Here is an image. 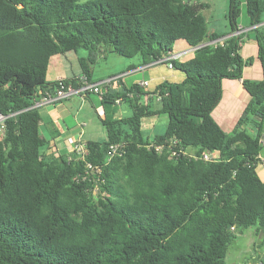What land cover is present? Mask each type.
<instances>
[{
	"label": "trees",
	"instance_id": "obj_1",
	"mask_svg": "<svg viewBox=\"0 0 264 264\" xmlns=\"http://www.w3.org/2000/svg\"><path fill=\"white\" fill-rule=\"evenodd\" d=\"M244 2L261 79L242 77L253 57L239 52L240 1L229 0L223 42L173 61L184 78L155 87L159 108L140 103L147 92L131 85V115L101 118L106 137L83 141L82 159L73 150L46 154L41 117L29 108L38 91L57 86L45 79L50 57L87 50L80 65L88 78L100 48L139 56L145 65L177 41L198 46L221 38L208 30L201 11L206 4L0 0V113L16 112L0 134V264H225L244 230L253 228L264 243V180L256 172L264 142V32L258 27L264 0ZM224 78L242 79L249 95L229 132L211 114ZM154 113L165 114L167 124L151 142L174 140L176 150L190 149L196 158L146 148L150 140L142 137L140 119ZM118 142L125 143L124 152L108 160V146ZM204 151L213 160L197 157ZM87 162L101 167L96 195L95 183L81 177ZM247 264H264V258Z\"/></svg>",
	"mask_w": 264,
	"mask_h": 264
},
{
	"label": "crops",
	"instance_id": "obj_2",
	"mask_svg": "<svg viewBox=\"0 0 264 264\" xmlns=\"http://www.w3.org/2000/svg\"><path fill=\"white\" fill-rule=\"evenodd\" d=\"M238 27L249 28L240 24H238ZM258 27L264 32V21L261 22ZM250 32H253V30L243 32L244 39L246 38L249 40L246 45L244 42L241 43L239 52L241 53L245 47L247 51L245 55L253 57V64L250 66L253 70L248 69L245 71L246 67L243 70L242 77L258 80L262 78V66L260 60L256 56L257 47L254 39L255 35L249 37ZM180 43H182L183 48L187 46L184 41H180ZM79 50L72 51L75 54H70V51L51 56L46 71V81L53 82L58 79H73L84 74L80 65V59L86 58L88 56V51L83 49L84 52L79 53ZM112 55L113 54L107 53L104 49L100 48L95 55V62L90 64L91 72L89 78L92 81H100L109 76H120L108 87L102 88L107 98L105 103H102L97 94L91 92L84 98L73 96L56 104L42 105L37 108L41 117L39 123L40 135L46 142L44 146L46 154L50 151L54 155L69 154L72 148L68 143V138L76 140L81 139L84 142L88 140L99 141L100 139L98 138L102 135L103 130L94 120L95 114L98 116L99 120L105 118L107 115L110 116L111 113H113V117H122L120 111L117 113L115 111L117 108L122 107L121 103L127 101L131 96V94L127 92V89L131 85L137 84L140 80H147V87L141 89L149 94L154 91L157 85L167 80V73L159 67L164 64L145 67L139 56L135 59H119ZM190 56L191 55H188L185 58ZM242 57L245 58L246 56L243 55ZM111 59L114 60L113 65L101 72L97 70L101 62H107ZM170 69L175 70L173 68ZM241 82L242 79L222 80V97L211 113L214 120L225 132H229L233 129L237 118L249 100V95L243 88ZM151 83H153L154 88L150 87ZM93 95H95V97H93ZM153 102L158 103L155 99L152 100L151 95H149V97L146 95L140 96V103L144 105L151 106ZM151 141L152 140H150V142ZM256 172L259 177L262 175L263 177L260 178L264 180V142L259 152V162L256 165Z\"/></svg>",
	"mask_w": 264,
	"mask_h": 264
},
{
	"label": "rangeland",
	"instance_id": "obj_3",
	"mask_svg": "<svg viewBox=\"0 0 264 264\" xmlns=\"http://www.w3.org/2000/svg\"><path fill=\"white\" fill-rule=\"evenodd\" d=\"M184 1L190 2V3L206 4L205 7L201 11H202V14L206 18L207 27L210 32L214 31L220 34L221 37H224V34L229 31L228 20L226 18L229 0H184ZM239 1H240V12L241 13L238 18V24L243 25L245 27V26H248V23H249L246 10H245V2L244 0H239ZM254 35L255 34L253 32L249 33V37H252ZM248 40L249 39H246V38L244 39L243 42L245 45L248 44ZM182 48H183V45L182 43H180V41H177L173 44V49L175 51L180 50ZM78 52L81 53V52H84V50L80 49ZM246 52L247 51L244 47L240 54H242V56L243 55L246 56L245 58H247L248 55H245ZM70 54H75V53L71 51ZM110 54H113V53H110ZM112 56H114L115 58H119V59H125V57H121L115 54H113ZM131 58L135 59L137 58V56L131 57ZM113 64H114V60L112 59L107 62L105 61L101 62L97 70L101 72L102 70L107 69ZM252 64H253V61L252 63L245 65L243 67V70L246 67L247 68L245 69V71L248 69L253 70L251 69L252 67H250ZM159 67H161L165 71V73H167L168 81L181 82L184 78L183 74L178 70H172L166 67L165 65H160ZM243 70H242V74H243ZM150 87L154 88L153 83H151ZM93 97H95V95H93ZM121 105L122 107L117 108L115 112L117 113L118 111H120L123 118L131 115L132 111H131L129 102L125 101L121 103ZM151 108L152 109L159 108V104L156 102H153L151 104ZM106 117L109 119L110 118L111 119L122 118V117H113V113H111L110 116L107 115ZM94 120L96 121L98 126L102 128L103 130L102 135L98 138L101 141L105 139L106 131H105L104 126L100 122L98 116H96V114L94 115ZM166 124H167V116L165 114L154 113V114L145 115L141 117L139 129L144 139L147 138L149 140H153L154 136L164 134L165 129H166ZM187 151L191 152L190 149H187ZM47 154H52V152L51 151L47 152ZM260 177H263V176L260 175ZM258 257L264 258V243H262V237L260 235H257L254 232L253 228H249V229L244 230L242 233L236 235V238L234 239L232 245L229 247L227 251V254L225 257V264H247V263L253 262Z\"/></svg>",
	"mask_w": 264,
	"mask_h": 264
},
{
	"label": "built area",
	"instance_id": "obj_4",
	"mask_svg": "<svg viewBox=\"0 0 264 264\" xmlns=\"http://www.w3.org/2000/svg\"><path fill=\"white\" fill-rule=\"evenodd\" d=\"M249 28H240L235 32V34L243 33L248 31ZM225 37H221L215 40H211L208 42H205L203 44H200L198 46H186L183 49L180 50H172L168 51L167 53L163 54L161 57L145 64L144 66H151V65H157V64H164L168 68H173V61L174 60H182L186 56L191 55L192 52L206 44H221ZM120 76H109L104 78L103 80L100 81H92L87 77V75L82 74L75 82L73 81H67L64 82L63 79H58L57 81V86L53 88L52 90L46 89V90H40L38 91V94L35 96V98L32 101L31 106L29 108H38L42 105H52L56 104L60 101L69 99L73 96H78L80 98H84L88 93H95L99 96L100 100L102 101L104 98V92L102 91L103 87H108L114 80L118 79ZM137 85L140 88H146L148 85L147 80H140ZM149 95L153 96V98L156 101L160 100V96L157 95L156 93L152 94H146L147 97ZM16 112H12L9 114H2L0 113V134L3 132V127L2 123L3 121L10 115H14ZM263 142V140H261ZM68 143L71 146L72 150L76 152V154L80 158H84L86 155V150H85V145L84 142L81 139H73V138H68ZM146 148L148 149H153L157 153H165L169 158H175L178 157L179 155H188L189 157L196 158V155L193 152H188V151H182V150H176L174 148L175 146V141L170 140V141H165V142H150L145 145ZM125 149V143L124 142H118V143H113L108 146L107 149V159L109 160L115 155H119L122 152H124ZM199 159L203 161H211L212 155L208 151L202 152L199 156H197ZM100 173H101V167L97 165H92L91 163L87 162L85 164V170L82 173V179H89L92 180L94 184V187L92 188V194L96 195L98 191V184L100 181ZM233 226H231V230H233Z\"/></svg>",
	"mask_w": 264,
	"mask_h": 264
}]
</instances>
